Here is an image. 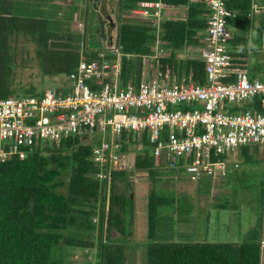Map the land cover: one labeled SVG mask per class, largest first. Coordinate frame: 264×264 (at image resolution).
<instances>
[{"label":"trees","instance_id":"obj_1","mask_svg":"<svg viewBox=\"0 0 264 264\" xmlns=\"http://www.w3.org/2000/svg\"><path fill=\"white\" fill-rule=\"evenodd\" d=\"M93 1L95 7L101 2L106 11L104 0ZM140 1L117 0L116 21L111 23L105 16L92 24L91 19L90 24L87 22V31H83L85 36L90 28L98 29L100 38L106 36L108 42L119 47L123 83L130 79L139 82L144 57L153 53L156 25L151 18L133 12ZM252 1L226 0L227 7L235 11V15L227 19L232 31L228 51L234 57L233 70L246 69L249 77L256 78L264 72V51L261 58L257 56L264 44V11L248 15ZM258 1L264 3V0ZM40 2L0 0V97L21 92L24 93L22 95L41 96L46 89L39 86L42 81L20 87L15 84V52L11 47L18 33L26 38L29 35L38 43L37 56L42 74L63 78L58 90L67 86L66 76L81 57L98 58L99 52L104 49L110 60L116 56L109 46H102V40L92 37L87 39L80 52L78 41L75 44L72 39L63 38L71 32L57 34L51 30L55 19L46 17L43 8L36 15L30 12V6ZM162 2L168 8L170 5H184L185 9L181 17L168 16L160 20L159 36L166 50L154 59V65L163 72L175 73L178 77L190 75L194 80L204 82V60L198 55H185L184 51L188 45L203 43L207 1ZM9 12L10 16H5ZM104 24H108V29L116 27L112 41ZM11 33L16 39H8ZM240 56L246 57L245 67L238 65L244 60ZM248 105L244 102L228 108L242 110ZM179 106L186 108L191 105ZM254 106L264 110L257 98L254 99ZM92 144L88 141L87 132L73 133L62 136L58 141L38 140L24 157L12 155L0 160V264H63L64 252H69L68 246L87 252L89 257L94 256L96 264H126L129 246L122 240L124 237L114 236V231L125 236L126 231H129L128 235L131 233L129 224L134 218V198L128 192L133 183L130 171L137 170L139 174L147 173L148 176L159 175L158 167L168 163L156 162L153 144L146 131L140 138H132L129 130L122 131L118 151L128 154L135 150L133 165L129 169H113L109 164L95 163ZM250 145L256 149L261 147L259 144L240 146L243 156L252 159L254 153L249 151ZM99 171H103L104 176H98ZM230 173L228 170L222 177ZM159 199L155 190L149 192L145 264H261V224L256 230H250L252 233L248 232L245 240L236 243L157 240L153 234V222Z\"/></svg>","mask_w":264,"mask_h":264},{"label":"built area","instance_id":"obj_2","mask_svg":"<svg viewBox=\"0 0 264 264\" xmlns=\"http://www.w3.org/2000/svg\"><path fill=\"white\" fill-rule=\"evenodd\" d=\"M206 1L207 25L198 55L205 62L204 82L158 68L148 76L144 60L139 82L130 79L121 84L122 52L111 44L113 60L104 50L98 58L81 57L67 74L66 87L46 88L41 96L0 97V160L24 157L38 140L58 141L87 132L88 141L99 134L92 144L95 163L129 169L133 159L118 151L122 131L129 130L132 138L146 131L157 160L170 166L182 161L196 180L204 175L222 177L230 162L237 166L240 146L264 148V110L254 106L257 98L264 108V79H250L246 69H232L234 57L228 51L232 31L227 19L235 11L226 0ZM163 7L162 0H141L133 9L156 25L153 53L146 58L157 59L166 50L159 36L160 20L166 17H162ZM263 11L264 3L253 0L248 15ZM244 102L249 105L242 110L228 108ZM104 174L97 172L100 177Z\"/></svg>","mask_w":264,"mask_h":264},{"label":"rangeland","instance_id":"obj_3","mask_svg":"<svg viewBox=\"0 0 264 264\" xmlns=\"http://www.w3.org/2000/svg\"><path fill=\"white\" fill-rule=\"evenodd\" d=\"M36 3L30 6V12L36 15L41 8L46 17H54L55 21L51 30L57 34L71 32V35L63 36L64 39H72L75 44L79 42V50L82 52L83 45L90 39H100L103 45L108 47L112 42H108L106 36L100 38V32L97 29H91L87 35V22L92 19L97 22L98 19H104L106 13L109 14L114 22L117 19V0H104V9L101 2L94 6L93 0H48V2ZM89 6H86V3ZM51 13H48V12ZM162 17L171 14L168 7L162 8ZM31 14V13H30ZM87 17V20H86ZM107 17V16H106ZM171 17V16H170ZM109 19V17H108ZM51 20V19H50ZM52 21V20H51ZM90 24V21H89ZM99 25L95 24L94 27ZM108 24H104V29L111 37V41L116 33V27L108 29ZM73 35V36H72ZM62 38V36H60ZM84 39V40H83ZM38 43L33 39H17L13 41L12 50H14V82L20 86L36 84L39 81L40 87H59L62 85L61 76H44L38 61L37 49ZM259 50L257 56L261 58L264 51V44ZM105 50V49H104ZM186 53V50L184 51ZM243 62L238 63L245 67L246 57L240 56ZM254 57H252L253 59ZM152 74L156 66H150ZM258 78H264V72L257 75ZM252 79L251 77H249ZM126 83V82H125ZM121 80V84H125ZM24 93H11L9 95L21 96ZM99 138V134L94 139ZM93 142L92 138H89ZM140 148L139 145H137ZM242 147L237 150V167L229 163V169L232 171L227 177H220L222 185L221 190L216 197H202L201 193H209L216 180L210 176H201L199 179H191L189 173L185 170L184 163L178 161L176 165L168 164L158 167V174L148 176L139 174L136 170L130 180L133 181L128 192L134 198L133 221L129 225L131 233L126 231V236L114 231V236H122V240L127 244L126 264H145L146 253L145 243L148 240V208L147 199L149 192L156 191L160 198L153 222L154 237L157 240L172 239L192 241L206 239L210 242L236 243L245 240L248 232L250 234L259 224L262 226L264 218V151L256 149L254 145L249 146V151L254 153L252 159L243 156ZM135 150L129 152L130 158H134ZM255 157V158H254ZM120 185L124 189V183ZM193 191V192H192ZM190 192V193H189ZM215 190L213 189L212 194ZM201 194V195H199ZM196 200L199 202L197 203ZM206 200L209 203H206ZM199 204H202L200 206ZM209 215L208 218L201 219L202 213ZM254 232V231H253ZM264 230L260 227V235ZM128 235V236H127ZM264 242V235H262ZM69 252H64L63 264H96L94 256L89 257L87 252L75 250L68 246ZM261 264H264V247H261Z\"/></svg>","mask_w":264,"mask_h":264},{"label":"crops","instance_id":"obj_4","mask_svg":"<svg viewBox=\"0 0 264 264\" xmlns=\"http://www.w3.org/2000/svg\"><path fill=\"white\" fill-rule=\"evenodd\" d=\"M169 9L171 10V14H170L171 17H181V16L184 15L185 6L184 5H170ZM11 13L14 14V12H11ZM5 16H10V12L7 13V14H5ZM168 16L169 15H167L166 17H168ZM8 39H16L15 34L11 33V35H8ZM17 39H30V36L28 35L27 38H26V36H23L22 33H18ZM203 45H204L203 43L202 44H197V45H188L187 48H186L185 55H191V56L200 55V50H201V48H202ZM144 60L146 62V67L145 68L147 70V75L148 76H153V74H154V73L152 74V69L153 68H151L150 66L155 67V65H154L155 64V60H154V58H151V57H147L146 58V57H144ZM260 150H261V153L263 154L264 148H260ZM127 155L129 156V153ZM236 157H237V155H235V161L238 162V160L236 159ZM131 159H134V158L132 157ZM156 162H163V161H161V159L160 160H157L156 159ZM230 163H232V162H230ZM238 166H239V164H238ZM235 167H237V166H234V168ZM141 175H143V174H141ZM220 177L221 176L210 177L211 179L216 180L215 183H214V185L212 186V188L215 190L214 194H212L213 189H211L209 191V193H201L203 195H201V194H199V195H201L202 197H207V196H213L214 195V197H216V195L221 191L219 189L222 188V185L221 184H218V183L221 182ZM196 202L199 203L197 200H196ZM206 203H209V201L206 200ZM199 205L202 206V204H199ZM208 217H209V215L203 212L201 219H205V218H208ZM263 223H264V220H263ZM262 230H264V225L262 226ZM262 235H264V232L261 234V237H262ZM201 240L202 241H209V240H206V239H201ZM261 244H262L261 247L263 248L264 247V242H262Z\"/></svg>","mask_w":264,"mask_h":264},{"label":"water","instance_id":"obj_5","mask_svg":"<svg viewBox=\"0 0 264 264\" xmlns=\"http://www.w3.org/2000/svg\"><path fill=\"white\" fill-rule=\"evenodd\" d=\"M104 2V1H103ZM106 12V11H105ZM106 16L109 17V21L112 23L111 17L109 16L108 13H106ZM130 174H132V171H130Z\"/></svg>","mask_w":264,"mask_h":264},{"label":"bare ground","instance_id":"obj_6","mask_svg":"<svg viewBox=\"0 0 264 264\" xmlns=\"http://www.w3.org/2000/svg\"><path fill=\"white\" fill-rule=\"evenodd\" d=\"M183 107V106H182ZM120 152V151H119ZM167 163V162H166ZM227 176V175H226Z\"/></svg>","mask_w":264,"mask_h":264}]
</instances>
